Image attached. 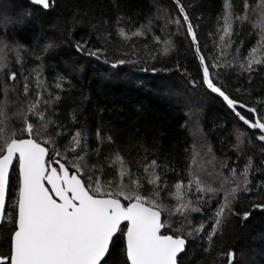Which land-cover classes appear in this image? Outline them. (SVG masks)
<instances>
[{
  "label": "snow or ice",
  "instance_id": "snow-or-ice-1",
  "mask_svg": "<svg viewBox=\"0 0 264 264\" xmlns=\"http://www.w3.org/2000/svg\"><path fill=\"white\" fill-rule=\"evenodd\" d=\"M173 3L178 18H158L166 20L165 28L175 26L172 35L188 39L199 61L203 86L221 98L242 126L258 130L253 139L242 127H236L231 150L239 158L246 145L256 146L258 141L264 153V101L258 99V106H249L216 82L225 74L222 69H231L237 78L246 76L249 83L264 71V0H256L255 5L250 0H241L240 5L235 0H222L215 31L209 33L213 50L208 57L202 54L196 26L184 3ZM30 5L37 13H46L52 0H30ZM27 16L33 18L32 12ZM121 19H117L116 35L125 43L151 31V20L128 31L120 26ZM71 23L79 21L73 17ZM248 24L258 31H245ZM253 35L255 43L245 51V39L237 38ZM111 36L99 33L97 40L108 44ZM152 40L162 48L152 52L151 59L167 56L175 47L171 36L161 40L153 34ZM56 47L55 41H50L39 52L31 50L39 63L25 72L22 53L29 49L0 38V75L6 77L0 87V264H180V255L190 240L198 241L204 252H211L214 238L222 235L231 217L247 221L249 208L264 210V203L256 202L264 201V180L253 184L251 177L260 169L252 156H247L242 167L238 161L229 164L224 160L216 170L214 158L198 161L200 153H194L186 180L170 183L167 174L175 169L158 162L144 143L137 142L135 155L131 148L127 154L120 148L105 152L115 144V138L106 135L103 126L96 129L95 147L85 128L73 131L79 123L76 110L70 113L69 122L58 110L60 92L70 81L57 74L50 84L44 75L45 59ZM143 47L148 49L147 44ZM117 51L129 58L115 59L112 68L141 63L139 58H131L137 55L134 45L130 52ZM9 52L20 67L19 79L12 71ZM76 52L96 60L104 57L103 62L109 63L103 47L87 48L86 43L77 42ZM152 71L160 69L153 67ZM195 83L192 81L193 86ZM211 151L209 147L208 153ZM209 163L214 171L208 175L216 177L211 183L203 176ZM260 163L264 164V156ZM17 164L15 198L9 203ZM217 259L221 264L224 259L234 264L235 253L221 252Z\"/></svg>",
  "mask_w": 264,
  "mask_h": 264
},
{
  "label": "trees",
  "instance_id": "trees-1",
  "mask_svg": "<svg viewBox=\"0 0 264 264\" xmlns=\"http://www.w3.org/2000/svg\"><path fill=\"white\" fill-rule=\"evenodd\" d=\"M182 2L196 26L202 54L208 57L213 50L209 33L215 31L222 0ZM250 2L255 5L256 0ZM235 3L240 5L241 0H235ZM29 11L32 12L31 19L27 16ZM2 13L4 18L0 17V38L10 44L19 42L29 49L22 53L25 72L39 63L33 59L31 50L39 52L46 42L55 41L57 47L45 59L44 75L50 84L55 81L57 74L64 75L70 81L64 85L65 90L60 92L62 100L58 105L59 113L62 119L69 122L70 113L76 110L79 123L72 130L85 128L92 135L94 147L96 129L103 126L105 134L115 138V144L111 148L106 147L105 152L120 148L127 154L131 148L135 155L139 151L137 142L144 143L150 155L157 158L158 162L167 163L175 169L167 174L170 183L179 179L186 180L187 168L194 153H200L198 161L201 158H214L216 170L220 169L224 160L229 164L238 161L242 167L247 162V156H252L254 165L260 169L254 171L251 177L253 184L264 180V164L260 163L264 153H261L258 141L256 146L246 145L245 154L239 158L230 147L235 142L236 127H242L253 139L259 134L258 131L242 126L222 101L207 91L202 84L199 63L188 39L184 35H172L176 32L175 26L168 25L165 28L166 20L158 18H178L172 0H52V6L46 13H37L28 1L0 0ZM73 17L79 23H71ZM118 18H122L120 26L128 31H135L151 20V31L146 36L125 43L116 35ZM93 24L97 27L94 28ZM245 31L255 33L258 29L248 24ZM99 33H111V42L101 43L97 40ZM153 34L161 37V40L171 36L175 47L167 56L157 55L151 59L152 52L162 48V45L153 43ZM239 39H245V51L255 43V35L251 38L241 36ZM77 42L86 43L87 48H105L109 63L103 62L104 57L96 60L77 53ZM145 44L148 45L147 50L143 47ZM133 45L137 55L131 58H139L141 63L112 68L111 62L115 59L129 58L120 55L117 49L130 52ZM8 55L13 62L12 71L17 72L19 79L20 67L14 63L15 55L11 52ZM208 62L211 63L210 60ZM145 67L147 71H143ZM153 67L160 71L153 72ZM221 71L225 74L216 82L232 97L249 106H258V99L264 101V71L254 75L250 83L246 76L237 78L231 69ZM5 79L4 75H0V87ZM192 81L196 82L195 86ZM168 87L179 97L182 93L188 97L184 94L185 90L195 93V105L199 113H195V106L188 101L179 104L174 98L175 102L172 95H167ZM237 88L241 91L237 92ZM12 99H15L14 95ZM16 125L19 126L18 122ZM209 147L211 153H208ZM213 171L210 163L204 168L203 176L209 183L216 179L214 175H208ZM17 175L16 166L8 193L9 203L15 198ZM256 202L264 203L258 199ZM249 210L251 215L247 221L237 216L228 220L222 235L214 238L211 252H204L198 241L190 240L185 253L180 256V264H221L217 259L218 254L229 250L235 253L234 264H264V254L260 256L258 253L264 240V210ZM193 216L197 221L200 219L198 214ZM223 264H227L226 259Z\"/></svg>",
  "mask_w": 264,
  "mask_h": 264
},
{
  "label": "rangeland",
  "instance_id": "rangeland-1",
  "mask_svg": "<svg viewBox=\"0 0 264 264\" xmlns=\"http://www.w3.org/2000/svg\"><path fill=\"white\" fill-rule=\"evenodd\" d=\"M0 17L1 18H4V13H2V14H0ZM9 16H5V18H8ZM11 19V21H13L14 20V18H10ZM16 19H18V18H16ZM0 23H1V20H0ZM2 25H4V24H2ZM166 92L167 93H169V94H167V95H172L173 96V100L175 101V99L177 100V102L179 101V104H184V103H186L187 101L188 102H190V104L192 105V106H195V113H199L198 112V110L196 109V103H195V97H196V94L195 93H193V92H190V91H188V90H185L184 91V94H186V95H188V97L186 98L184 95H183V93L180 95L181 97H179V96H177V95H175V94H173V92H172V90L170 89V87H168L167 88V90H166ZM175 98V99H174ZM199 101H201L202 102V100H199ZM176 102V101H175ZM198 103V102H197ZM199 105H201V103H198ZM197 104V105H198ZM264 239V238H263ZM262 246H261V248L258 250V253H260V256H263V254H264V240H262ZM256 252V251H255ZM254 255V254H253Z\"/></svg>",
  "mask_w": 264,
  "mask_h": 264
},
{
  "label": "water",
  "instance_id": "water-1",
  "mask_svg": "<svg viewBox=\"0 0 264 264\" xmlns=\"http://www.w3.org/2000/svg\"><path fill=\"white\" fill-rule=\"evenodd\" d=\"M20 1H28L29 3H30V0H20ZM172 2H173V0H172ZM47 12H48V10H47ZM198 63H199V61H198ZM212 96H214V97H216V98H218L219 100H221V98H219L216 94H214V93H211L210 92V90H207ZM222 101V100H221ZM230 111V110H229ZM231 112V111H230ZM247 127V126H246ZM249 130H251V129H249ZM251 131H254V130H251ZM255 131H258V130H255ZM15 163V162H14ZM17 173H18V164H17ZM125 224H126V222H125ZM186 247H187V245H186ZM185 253V252H184ZM184 253H182L180 256H182Z\"/></svg>",
  "mask_w": 264,
  "mask_h": 264
}]
</instances>
